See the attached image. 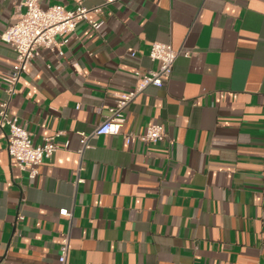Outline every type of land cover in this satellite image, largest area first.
Instances as JSON below:
<instances>
[{"label":"crops","instance_id":"0c3cea01","mask_svg":"<svg viewBox=\"0 0 264 264\" xmlns=\"http://www.w3.org/2000/svg\"><path fill=\"white\" fill-rule=\"evenodd\" d=\"M21 1L0 0V30ZM90 16L100 28L81 20L58 48L40 47L10 99L33 143L67 147L30 178L0 128V264H60L64 237L65 264H264V0H115ZM154 41L179 53L164 85L125 108L121 133L157 123L165 138L99 136L79 153L78 132L134 87L136 69L157 68ZM14 58L0 42V101Z\"/></svg>","mask_w":264,"mask_h":264},{"label":"built area","instance_id":"2783aa9c","mask_svg":"<svg viewBox=\"0 0 264 264\" xmlns=\"http://www.w3.org/2000/svg\"><path fill=\"white\" fill-rule=\"evenodd\" d=\"M115 0H102L100 4L87 7L78 3L68 9L61 4L42 6L40 0H22L24 10L19 12L16 20L0 30V42L10 45L15 53L14 63L5 74V97L0 101V128L6 130V150L9 157L17 164L20 170L25 171L30 178L38 174V166L44 159H48L60 147H67V143L60 144L55 136L46 137L41 143L32 141V134L18 123V118L9 114V102L15 93L19 78L26 72L29 62L39 54L40 47L58 48L56 36L72 33L79 21H86L94 30H98L103 19H93L90 15L103 13V8ZM67 38L63 39L66 42ZM179 51L170 44L154 41L150 45L148 56L157 61L156 69H136L134 71V87L115 97V103L109 107V113L90 132L79 131V153L91 147L90 140L99 136L122 134L123 142L127 146L135 143L154 144L165 138V130L161 124L153 123L142 133H121L124 121V110L128 104L148 86L161 87L169 78L174 61ZM134 52H132V55ZM189 55V52H184ZM79 107V105H78ZM173 141L169 140V145ZM60 214L70 216L67 209H60ZM19 218H22L20 215ZM68 237H64L60 247L58 260L65 264L68 253Z\"/></svg>","mask_w":264,"mask_h":264}]
</instances>
